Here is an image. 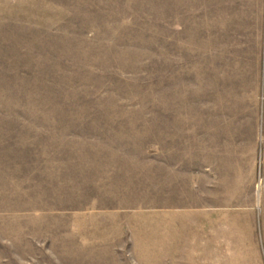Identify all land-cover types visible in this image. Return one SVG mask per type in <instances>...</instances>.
Instances as JSON below:
<instances>
[{
	"label": "rangeland",
	"instance_id": "1",
	"mask_svg": "<svg viewBox=\"0 0 264 264\" xmlns=\"http://www.w3.org/2000/svg\"><path fill=\"white\" fill-rule=\"evenodd\" d=\"M0 264H264V0H0Z\"/></svg>",
	"mask_w": 264,
	"mask_h": 264
}]
</instances>
